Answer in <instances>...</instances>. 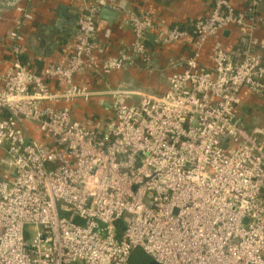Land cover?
Returning <instances> with one entry per match:
<instances>
[{"label": "built area", "instance_id": "obj_1", "mask_svg": "<svg viewBox=\"0 0 264 264\" xmlns=\"http://www.w3.org/2000/svg\"><path fill=\"white\" fill-rule=\"evenodd\" d=\"M246 1L212 0L193 34L123 9L134 39L102 61L90 2L65 61L38 69L19 45L34 15L15 6L0 67V264H132L137 246L159 264H264V128L239 112L245 90L264 98V17L262 0ZM228 28L238 48L217 46L204 68V45ZM148 34L158 51L192 46L169 61L167 88L110 84L115 71L159 69ZM104 96L112 114L73 116L71 104Z\"/></svg>", "mask_w": 264, "mask_h": 264}, {"label": "crops", "instance_id": "obj_2", "mask_svg": "<svg viewBox=\"0 0 264 264\" xmlns=\"http://www.w3.org/2000/svg\"><path fill=\"white\" fill-rule=\"evenodd\" d=\"M237 10H245L246 0H230ZM264 0H262L263 2ZM90 2H99V12L97 15V35L96 42L104 47L102 54L97 55L99 61L106 57L115 55L122 48L130 46L133 41L132 30L126 21L124 10L132 9L138 12H150L155 19L162 24L169 25H189L191 22L203 16L212 4V0H22L19 4L24 5L32 11L34 19L24 24L20 33L19 45L24 51L22 59L34 69L41 68L44 62H63L69 47L74 40V33L71 25H64L63 32L57 30L56 22L60 15L58 7L67 8V13H72L76 19L82 7ZM111 4L120 12L117 24L110 23L101 17V8ZM63 8V7H62ZM262 8V7H261ZM124 9V10H123ZM264 17V6L262 8ZM20 15L15 10V6L8 10L0 11V67L7 68L11 62V43L8 39V32L14 27ZM55 32L54 38L52 33ZM152 35V34H148ZM152 40L148 38L150 49L154 48V34ZM239 32L235 28H228L219 32L216 36L208 40L201 51L200 61L204 68L210 70L213 64L210 55L217 46L234 48L237 45ZM256 38L264 40V20L256 28ZM192 50V46L187 42L165 45L156 50V57L159 69L150 73L144 69L132 67L126 73L128 88H142L152 92H162L167 88V74L169 73V61L171 59L184 60ZM123 72H113L108 81L114 86H121V81L126 78ZM87 78V77H86ZM84 79L88 81L87 79ZM101 83V82H100ZM131 86V87H130ZM122 87V86H121ZM125 88V87H124ZM108 97L93 98L90 101L78 100L71 104L77 110L76 118L85 119L87 117H104L113 113V110L105 104ZM242 121L246 128L253 129L256 126L264 128V98L257 97L245 90L243 92V103L239 107ZM107 113V114H106ZM97 114V115H94ZM29 130L36 136L32 126ZM1 153V151H0ZM0 171H9L8 168L0 165Z\"/></svg>", "mask_w": 264, "mask_h": 264}, {"label": "water", "instance_id": "obj_3", "mask_svg": "<svg viewBox=\"0 0 264 264\" xmlns=\"http://www.w3.org/2000/svg\"><path fill=\"white\" fill-rule=\"evenodd\" d=\"M22 0H0V11L1 10H8L13 6H16L17 4H19ZM264 6V1L261 3V7L263 8ZM63 7V8H62ZM101 17L107 21H109L110 23H115L118 20V17L120 16V12L117 10V8H115L114 6H112L111 4H106L101 8ZM67 8L64 6H59L58 7V14L60 15V17L58 18L57 22H56V26H57V30H59L60 32H63L65 29L63 28L64 25H71L72 26V30H69L70 33H74L77 29V19L76 17L72 14V13H67ZM126 22V21H125ZM117 24V23H115ZM128 24V23H127ZM133 35V39H134V33L132 32ZM55 36V32L52 33V37L54 38ZM152 35H148L147 38H149L150 40H152ZM129 70L127 69H123L120 70V72H123V74L126 76V73H128ZM130 77L127 76L126 78H123L121 81V86L126 87L128 85V81ZM131 87V86H130ZM227 140V139H226ZM147 264H159L158 262H156L155 260L150 259L149 262Z\"/></svg>", "mask_w": 264, "mask_h": 264}, {"label": "rangeland", "instance_id": "obj_4", "mask_svg": "<svg viewBox=\"0 0 264 264\" xmlns=\"http://www.w3.org/2000/svg\"><path fill=\"white\" fill-rule=\"evenodd\" d=\"M28 230L32 232L35 231L34 227H28ZM31 236L34 237V233ZM147 257H149V255L145 250L141 246H137L131 251L130 261H132L131 263L133 264H147Z\"/></svg>", "mask_w": 264, "mask_h": 264}, {"label": "trees", "instance_id": "obj_5", "mask_svg": "<svg viewBox=\"0 0 264 264\" xmlns=\"http://www.w3.org/2000/svg\"><path fill=\"white\" fill-rule=\"evenodd\" d=\"M181 28H187L188 30H190V32L193 34V27H192V25L191 24H187V25H183V24H181V25H179ZM222 47H224V46H222ZM224 48H226V49H228V50H233V49H236V48H238V46H235L234 48H228V47H224ZM242 49V48H241ZM180 62H183L184 60H179ZM72 108V114L75 116V113H77L76 111L77 110H75V109H73V107H71ZM107 114V113H106ZM94 115H97V114H94ZM149 260H150V258L149 257H147V263L149 262ZM132 262V261H131ZM133 264V263H132Z\"/></svg>", "mask_w": 264, "mask_h": 264}]
</instances>
